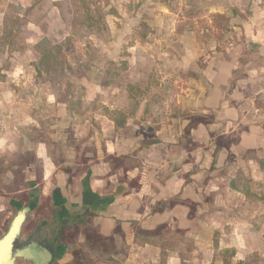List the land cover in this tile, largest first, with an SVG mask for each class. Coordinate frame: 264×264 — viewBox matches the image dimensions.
I'll use <instances>...</instances> for the list:
<instances>
[{
	"label": "crops",
	"instance_id": "crops-1",
	"mask_svg": "<svg viewBox=\"0 0 264 264\" xmlns=\"http://www.w3.org/2000/svg\"><path fill=\"white\" fill-rule=\"evenodd\" d=\"M163 1L149 5L167 11L170 1ZM173 1L203 7L200 18L211 30H199L205 46L198 47L197 30L190 28L196 15H173L186 30H170L175 33L166 35L176 45L161 47V54L179 57L169 67L189 72L195 92L176 95L178 107L166 126L136 121L144 109L138 111L127 90L132 104L121 109L118 93H106L112 83L92 86L79 103L43 92L20 97L16 84L35 63L34 44L20 56L29 60L14 58L4 70L0 62V157L23 165L24 182L35 184L42 212L87 214L78 244L90 262L243 264L263 242L249 236L252 223L242 213L249 202L264 208V192L251 188L264 184V0ZM7 6L0 5V38L16 34L6 24ZM217 16L226 22L222 38ZM24 18L20 13L13 21ZM232 31L240 36L234 42ZM191 119L202 122L187 134ZM259 230L264 235V225ZM72 232L66 229L67 244ZM89 235L112 250L96 249L94 256L86 246Z\"/></svg>",
	"mask_w": 264,
	"mask_h": 264
},
{
	"label": "rangeland",
	"instance_id": "rangeland-1",
	"mask_svg": "<svg viewBox=\"0 0 264 264\" xmlns=\"http://www.w3.org/2000/svg\"><path fill=\"white\" fill-rule=\"evenodd\" d=\"M21 1L31 7L21 8ZM169 1L166 11L157 9L159 6L149 5V0H66L67 3L61 7V13L65 17L62 19L58 8L53 5V0H0V5H8L5 14L6 20L11 23L7 22V27H10V31L16 32L14 35L10 32L8 37L0 38L1 65L4 70L12 64L11 60L14 58L18 62L29 60L20 56L26 48L34 44L35 63L26 71L24 79L20 80L22 83L16 84L21 89L18 94L20 97H25L24 95L29 92L34 94L43 92L60 99L61 97L76 99L75 102L79 103L92 86L106 87L105 85L112 83L113 87L107 88L106 93L107 95L118 93L121 109L132 104V101L126 98V90L132 94L138 111L144 109L145 113L141 115L139 112L141 117L135 119L136 121L152 122L153 127L166 126L170 121L169 115L178 107L175 101L176 95L186 97L195 90V84L188 80L189 72L181 74L179 70L169 67V62L172 61L170 59L177 57L173 54L175 52L171 51L173 55L169 54V56L161 54V47L165 50L169 45H176L174 40L169 41L171 39L169 36L175 33L170 30H186V24L176 22L173 15H185L188 13L186 11L196 15L197 20L189 26L197 30L194 32L196 36L194 40L198 47L205 46L204 36L200 35L199 30L206 31L204 35L211 30L209 24L200 18L204 14L203 7L192 6L189 9L180 6L176 1ZM155 2L163 4L165 1L155 0ZM20 13L25 15L23 21H13ZM159 14L163 16L157 17L160 16ZM216 20L219 30L217 34L222 38L224 36L222 32L226 29L224 16H217ZM28 24L31 30H28ZM217 34L213 36L217 37ZM232 34V42L240 38L238 32L232 31ZM164 35L167 38H164ZM43 40L45 41L41 43V47L45 54L41 61L42 55L37 45ZM167 40L168 42L165 43ZM153 44L156 45V49ZM124 64L127 65L126 69ZM117 73L120 74L118 77H116ZM127 85H130V90L126 89ZM109 98L107 102L111 101V97ZM17 102L14 104L17 105ZM163 110L167 111L166 116L169 117L160 115V111ZM105 114L112 115V112ZM178 119L185 118L180 115ZM200 122H202L200 119H191L186 133H189L190 127ZM29 160V157L24 158L23 164L25 165ZM23 169L22 164L16 167L13 160L0 157V229L3 225H10L16 214V208L11 207L12 202L21 207L25 203L30 205L34 200L33 196L37 193L35 184L29 188L24 182ZM251 188L259 193L264 192V184L252 185ZM41 214L42 207L35 211V217ZM242 215L248 217L252 223L251 228L248 229L249 236L258 237L259 241L263 238V242L260 241L261 246L257 248L260 251L255 252L256 254L246 259L243 264H264V235L259 230L264 225V208L255 202H249L244 207ZM79 220L75 221L79 222ZM80 233L81 237L77 239ZM85 233V230L82 231L78 227L71 233L73 238L68 243L72 244L75 241V244H78V241L84 239ZM2 235L0 231V237ZM92 237L89 235L87 238L93 240ZM82 246L78 244L69 249V253H73L74 260L70 261L67 257L63 261L70 262L62 261V264H101L96 258L90 262L86 257L89 254L83 250L85 246L83 249ZM86 246L94 256L96 249L105 253L112 250L109 242L99 244L90 241Z\"/></svg>",
	"mask_w": 264,
	"mask_h": 264
},
{
	"label": "water",
	"instance_id": "water-1",
	"mask_svg": "<svg viewBox=\"0 0 264 264\" xmlns=\"http://www.w3.org/2000/svg\"><path fill=\"white\" fill-rule=\"evenodd\" d=\"M33 197V202H35L36 208V206L38 207L39 198L36 195H34ZM33 202L31 203L32 205ZM32 205L27 206L23 204V207L17 205L16 214L10 222V226L7 232L0 237V264H15V258L20 255V251L18 252V250L15 249L14 244L20 237L25 222L28 220L29 216L33 214L34 209ZM45 211L46 209L43 212ZM86 217L87 214H84L79 222H71V225H73L72 230L76 231L78 227L81 228L85 226ZM72 244H67L66 240L64 242L56 244L53 247L48 248L35 244L33 247H27L23 251L25 253L24 256L28 257L27 261L31 262L32 264H62V261L64 260L66 255L69 254V249L76 245ZM93 249L94 248H92V251L95 252ZM71 254L73 257L72 260H74L73 253L71 252Z\"/></svg>",
	"mask_w": 264,
	"mask_h": 264
},
{
	"label": "flooded vegetation",
	"instance_id": "flooded-vegetation-1",
	"mask_svg": "<svg viewBox=\"0 0 264 264\" xmlns=\"http://www.w3.org/2000/svg\"><path fill=\"white\" fill-rule=\"evenodd\" d=\"M19 192H17L18 194ZM15 202L11 203L12 208H16ZM27 205V203H25ZM32 205V204H30ZM29 204L27 206H30ZM33 214L29 216L25 222L21 235L15 242V249L20 251V255L15 258V264H32L27 261L28 257L24 256V249L27 247H33L35 244L44 247H53L60 242H64V234L66 229H72L71 225L76 219H81L84 214H68L67 211H61L59 213L46 209L41 215L35 217V202H33ZM63 208V207H62ZM36 209V210H35ZM10 225H3L0 229L3 235L7 232ZM18 255V254H17ZM55 264V263H54Z\"/></svg>",
	"mask_w": 264,
	"mask_h": 264
},
{
	"label": "trees",
	"instance_id": "trees-1",
	"mask_svg": "<svg viewBox=\"0 0 264 264\" xmlns=\"http://www.w3.org/2000/svg\"><path fill=\"white\" fill-rule=\"evenodd\" d=\"M67 2H66V0L65 1H60V2H54L53 3V5L55 6V7H57L58 8V11L60 12V17L62 18V19H65V17H64V15L61 13V7L63 6V5H65ZM45 40H43V41H41L38 45H37V47H38V50H39V52H40V55H42V59L40 58V60L42 61L43 60V58H44V54H45V51L42 49V47H41V43H43Z\"/></svg>",
	"mask_w": 264,
	"mask_h": 264
}]
</instances>
